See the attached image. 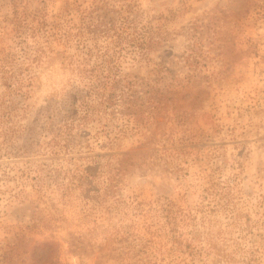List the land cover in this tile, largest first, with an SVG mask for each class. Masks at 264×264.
Here are the masks:
<instances>
[{
    "label": "rangeland",
    "instance_id": "obj_1",
    "mask_svg": "<svg viewBox=\"0 0 264 264\" xmlns=\"http://www.w3.org/2000/svg\"><path fill=\"white\" fill-rule=\"evenodd\" d=\"M0 264H264V0H0Z\"/></svg>",
    "mask_w": 264,
    "mask_h": 264
},
{
    "label": "trees",
    "instance_id": "obj_2",
    "mask_svg": "<svg viewBox=\"0 0 264 264\" xmlns=\"http://www.w3.org/2000/svg\"><path fill=\"white\" fill-rule=\"evenodd\" d=\"M92 80V84L95 87H98L100 85V77L99 75L96 73V70H88L86 73H84L83 76V82L81 84L80 87H76L77 90H80V93L75 94L72 93V99L75 100V98H77V96L83 97L84 93H85V89H87L86 87L89 85V81ZM127 89L131 88L130 82H127ZM121 86H125L122 85V83L120 82V80L118 79H114L113 83L111 84V87H109L108 91H104L103 92V103H105L106 106H112L114 107L115 103L116 104H120L121 100H122V95H120V91H123L124 87ZM88 90H86L87 92ZM89 92V91H88ZM134 92V91H133ZM137 104V103H136ZM121 105V104H120ZM132 114L135 115V121L139 122L141 121V112L139 111V109H137L136 111L132 112Z\"/></svg>",
    "mask_w": 264,
    "mask_h": 264
}]
</instances>
